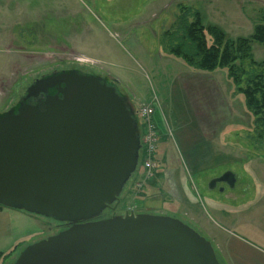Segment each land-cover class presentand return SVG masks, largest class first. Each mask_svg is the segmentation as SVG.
Wrapping results in <instances>:
<instances>
[{"label": "rangeland", "instance_id": "rangeland-1", "mask_svg": "<svg viewBox=\"0 0 264 264\" xmlns=\"http://www.w3.org/2000/svg\"><path fill=\"white\" fill-rule=\"evenodd\" d=\"M188 10L200 11L205 25L230 39L248 37L264 20V0H0V112L53 71L116 77L133 107H154L160 144L153 175L140 158L103 216H175L212 242L221 264H233L227 237L264 250V136L226 69L201 71L170 52ZM251 50L264 61V45L253 43ZM236 65L250 69L247 62ZM227 171L238 177L234 189L212 190L210 180ZM37 216L40 232L32 242L65 229Z\"/></svg>", "mask_w": 264, "mask_h": 264}, {"label": "water", "instance_id": "water-1", "mask_svg": "<svg viewBox=\"0 0 264 264\" xmlns=\"http://www.w3.org/2000/svg\"><path fill=\"white\" fill-rule=\"evenodd\" d=\"M141 149L133 105L107 77L63 69L32 81L17 107L0 112V205L69 226L10 264H221L212 242L175 216H103L138 171Z\"/></svg>", "mask_w": 264, "mask_h": 264}, {"label": "trees", "instance_id": "trees-1", "mask_svg": "<svg viewBox=\"0 0 264 264\" xmlns=\"http://www.w3.org/2000/svg\"><path fill=\"white\" fill-rule=\"evenodd\" d=\"M189 16L192 21L188 20ZM182 22L183 36L178 38L179 43L172 46L170 52L190 67L201 71L226 69L236 91L244 97L246 108L253 115L260 136H264V61H256L251 50L253 43L264 45V20L255 24L251 35L236 39L228 38L218 26L205 25L203 15L198 10H188ZM238 61L247 62L250 69L237 66ZM108 80L122 91L118 80ZM131 103L134 106L132 100Z\"/></svg>", "mask_w": 264, "mask_h": 264}, {"label": "crops", "instance_id": "crops-1", "mask_svg": "<svg viewBox=\"0 0 264 264\" xmlns=\"http://www.w3.org/2000/svg\"><path fill=\"white\" fill-rule=\"evenodd\" d=\"M38 224L39 218L35 214L0 207V264H6L8 257L37 238L40 232ZM228 238L227 249L234 256L233 264H264V250L257 243L236 235Z\"/></svg>", "mask_w": 264, "mask_h": 264}, {"label": "built area", "instance_id": "built-area-1", "mask_svg": "<svg viewBox=\"0 0 264 264\" xmlns=\"http://www.w3.org/2000/svg\"><path fill=\"white\" fill-rule=\"evenodd\" d=\"M154 113L155 109L151 104L141 103L139 106L135 107V114L139 122L141 133V156L144 162L142 165H144L148 175H153L156 171L155 169H157L156 157L160 144L159 129L153 118Z\"/></svg>", "mask_w": 264, "mask_h": 264}, {"label": "flooded vegetation", "instance_id": "flooded-vegetation-1", "mask_svg": "<svg viewBox=\"0 0 264 264\" xmlns=\"http://www.w3.org/2000/svg\"><path fill=\"white\" fill-rule=\"evenodd\" d=\"M35 80V79H34ZM33 80V81H34ZM30 85V84H29ZM28 85V86H29ZM27 86V87H28ZM27 87L18 95L17 99L13 102V104L10 106V108H13V107H17L19 102L22 101L24 99V97L26 96V90H27ZM51 93L54 92L53 90L50 91ZM43 95H39L38 97H30L27 99L28 102L30 103H34L36 102L39 98H41ZM9 108V109H10ZM234 181V187L236 186V183L238 181V177L237 175H235L233 172H224L223 174L213 178L210 180L209 182V187L212 189V190H218L220 192L225 193L226 191H230L231 189H234V187L232 188L231 187V184L233 183ZM231 188V189H230ZM113 207L107 209V210H110L112 209ZM106 210V211H107ZM105 211V213H106ZM127 212V211H126ZM110 216L109 214H106L104 215V217H108ZM63 224V228H66L69 226V223H66V222H62Z\"/></svg>", "mask_w": 264, "mask_h": 264}]
</instances>
